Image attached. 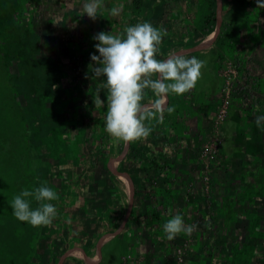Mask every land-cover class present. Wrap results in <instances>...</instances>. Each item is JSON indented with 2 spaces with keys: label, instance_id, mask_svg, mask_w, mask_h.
I'll use <instances>...</instances> for the list:
<instances>
[{
  "label": "crops",
  "instance_id": "obj_1",
  "mask_svg": "<svg viewBox=\"0 0 264 264\" xmlns=\"http://www.w3.org/2000/svg\"><path fill=\"white\" fill-rule=\"evenodd\" d=\"M199 1L48 0L52 44L61 32L67 50L78 54L69 58L83 85L79 132H91L97 143L96 169L62 174L84 180L69 189L64 207L75 217L67 222L80 230L77 248L48 264H128L120 258L128 251L142 264L158 258L176 264L173 247L194 214L202 215L197 228L207 231L199 238L211 246L200 256L207 264L213 244L224 254L229 241V250L233 245L245 257L248 242L253 250L264 241V128L244 105L232 106L222 125V155L207 201L200 189L197 153L218 86L210 49L220 32L215 23L202 35ZM103 75L114 79V95L100 86ZM133 82L139 86L133 96L121 92ZM189 236L194 250L183 264H195L200 252L197 232ZM112 240L120 248L114 257L102 252Z\"/></svg>",
  "mask_w": 264,
  "mask_h": 264
},
{
  "label": "rangeland",
  "instance_id": "obj_2",
  "mask_svg": "<svg viewBox=\"0 0 264 264\" xmlns=\"http://www.w3.org/2000/svg\"><path fill=\"white\" fill-rule=\"evenodd\" d=\"M198 6L202 35L215 23L220 32L210 49L218 77L216 105L197 153L198 179L206 200L213 186L211 174L222 155V125L230 108L244 105L264 128V0H200ZM48 8V0H0V264H48L69 248L76 249L80 230L67 222L70 211L64 207H69V189L79 188L84 180L65 179L62 174L67 170L81 172L82 166L96 169L97 143L91 141V132H79L85 122L80 118L83 100L79 91L83 85L77 81L79 66L71 64L69 58H78V54L67 50L66 36L61 32H56V44H52ZM98 78L100 86L112 89L114 95V79L107 75ZM121 89L133 96L139 86L133 82ZM222 109L224 117H220ZM107 119L105 115L103 120ZM211 139H217V152L206 181L200 153ZM185 200L190 202L189 196ZM192 217L190 227L183 229L186 235L173 247L176 264H183L188 252L194 250L189 235L195 231L200 249L195 264L208 263L205 255L200 257L211 248L199 238L207 233L197 228L202 215ZM238 233L233 235L238 237ZM249 244L245 245V257L238 256L233 245L229 250V241L224 254L217 255L213 244L211 264H264V241L253 250ZM119 250L114 240L102 248L112 257ZM126 254L136 259L128 264L146 261L131 251ZM155 262L162 263L159 258Z\"/></svg>",
  "mask_w": 264,
  "mask_h": 264
},
{
  "label": "built area",
  "instance_id": "obj_3",
  "mask_svg": "<svg viewBox=\"0 0 264 264\" xmlns=\"http://www.w3.org/2000/svg\"><path fill=\"white\" fill-rule=\"evenodd\" d=\"M224 103H226V101H224ZM225 110H220V117H224L225 116ZM209 146L203 147L200 153L201 158L203 159V163H204V171L206 176H204L205 180H208V173L211 171L213 164L215 163V153L217 152V139H211L208 142ZM205 146V145H204ZM121 259L123 260H129L132 262V258H130L129 254H125L121 256ZM132 264V263H131Z\"/></svg>",
  "mask_w": 264,
  "mask_h": 264
},
{
  "label": "trees",
  "instance_id": "obj_4",
  "mask_svg": "<svg viewBox=\"0 0 264 264\" xmlns=\"http://www.w3.org/2000/svg\"><path fill=\"white\" fill-rule=\"evenodd\" d=\"M206 31H209L208 29H206Z\"/></svg>",
  "mask_w": 264,
  "mask_h": 264
}]
</instances>
